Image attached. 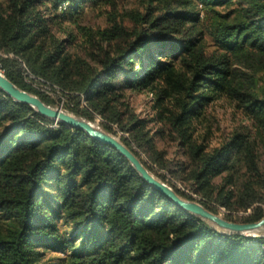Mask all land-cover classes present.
I'll return each instance as SVG.
<instances>
[{
    "label": "trees",
    "instance_id": "obj_1",
    "mask_svg": "<svg viewBox=\"0 0 264 264\" xmlns=\"http://www.w3.org/2000/svg\"><path fill=\"white\" fill-rule=\"evenodd\" d=\"M75 1L60 6L68 2V10ZM172 1L186 7L193 0H150L125 47L86 58L67 53L69 41L52 34L50 20L38 10L43 0L0 1V50L17 58L1 57L0 70L48 106L50 101L25 83L24 71L60 87L71 94L66 110L89 121L100 116L107 122L104 130L112 132L109 123L117 125L139 147L145 122L130 114L124 124L126 113L116 105L127 89L160 85V100L170 98L172 104L159 118L177 134L190 159L174 175H184L210 212L220 214L213 203L228 212L252 209L246 218H223L258 222L264 218L263 132L253 139L236 133L211 152L192 141L191 122L219 93L231 90L233 78L224 53L208 56L193 37L197 29L185 26L193 21L190 15L147 17L170 9ZM195 1L210 14L217 47L241 66L235 96L264 126V0ZM221 8L231 9L224 14ZM99 34L109 43L124 38L107 30ZM153 154L154 162L164 156ZM235 160L244 168L239 183ZM158 165L167 169L163 162ZM223 173H228L224 183H213ZM57 220L72 225L75 233L63 235ZM263 246V238L219 234L153 189L112 147L41 116L0 89V264H40L39 248L65 253L60 264H264Z\"/></svg>",
    "mask_w": 264,
    "mask_h": 264
},
{
    "label": "rangeland",
    "instance_id": "obj_2",
    "mask_svg": "<svg viewBox=\"0 0 264 264\" xmlns=\"http://www.w3.org/2000/svg\"><path fill=\"white\" fill-rule=\"evenodd\" d=\"M62 1L64 0H43L38 10L45 18L50 20L52 34L59 41H69L66 45V52L73 56L85 58L89 55H95L96 57L102 56L118 46L125 47L124 40L131 39L132 34L140 27V16L146 13L147 6L150 2V0H76L71 3L68 10H65L68 2L60 6ZM172 2L173 3H170V9L164 12H154L151 15H147V17L150 19L159 15L170 17V14L173 12H185L187 15H190L193 21L187 23L185 26L188 28L191 27L192 30H195V28L197 29L195 32L193 31V37L200 40L205 53L214 58H220L221 54L224 53L225 60H227L230 70L232 71L233 83L230 88L231 90L229 92L219 93L217 97L204 107L202 116L191 122L192 127L195 129L192 141L198 144H204L206 146V152H211L213 149L221 148L224 144L228 143L236 133L246 134L253 139L260 130V132H263L264 137V126L259 123V118L247 115L244 103L234 94V89L240 78L241 66L236 58L229 52H223L217 47L215 37L208 27L210 14L195 0L186 7L181 6L179 3H174V1ZM230 9L231 8L227 10L223 9V13H228ZM105 30H107L109 34L119 33V35H122L124 38L116 36L110 43L101 41L99 33ZM153 48L155 52H158L160 49L158 46ZM1 57L17 59L14 55H6L0 50V66L2 64ZM0 71L4 74L2 70ZM23 75L27 85L31 86L34 90L36 89L50 101V107L61 109L66 113L74 115L69 110H66L65 107V103L68 101V97H70L71 94L63 93L60 87L51 85V83L42 78H36L27 71H24ZM159 88L160 85L154 89H127L123 92V97H121L119 103L116 105L119 112L126 113L124 115V124L127 122V118L130 114L145 122L143 130H141V133L145 134V136L143 139H140L141 136H138L139 141H142V143H140L142 147H139L136 141H132L128 133L121 132L117 125L109 123L113 131L108 132L104 130L102 124L107 122L98 115H94L92 121L81 116H74L91 122L100 130L118 138L123 144H125L123 139L128 140L131 143V148H128L132 152L135 151L138 153L140 160L149 167V169L147 168L148 171L155 178L172 189L175 187L184 194L192 196L194 199L192 201L202 205L204 202L203 199L190 190V182L183 178L184 175H174L178 168L189 164L190 159L187 155L186 148L180 144L177 134L171 131L170 126L164 120H160L159 118V112L161 110H169L172 104L170 98L160 100ZM81 104L82 107H85L83 101ZM162 116L165 118L164 115ZM259 142L261 156L264 158V146L260 140ZM154 152H163L164 156L162 160L154 162L152 159L154 157ZM161 162L167 166V169H162L158 165V163ZM234 163L236 166L234 180L236 183H239L242 179L244 168L242 162L235 160ZM227 175L228 173H223L221 176L214 178L213 183H224V178H226ZM209 205L218 209L220 213L218 215L221 217L226 214H231L237 219L246 218L252 214V209H249L247 212H228L214 203ZM262 210L264 212V206H262ZM56 222L59 231L66 237L72 236L75 233V229L72 225L65 224L63 220H57ZM205 223L219 234L230 236L219 232L209 223ZM245 237L264 239V236L261 235ZM37 251L40 253V264H60L61 261H64L66 258L65 253L53 252L42 248L37 249Z\"/></svg>",
    "mask_w": 264,
    "mask_h": 264
},
{
    "label": "water",
    "instance_id": "obj_3",
    "mask_svg": "<svg viewBox=\"0 0 264 264\" xmlns=\"http://www.w3.org/2000/svg\"><path fill=\"white\" fill-rule=\"evenodd\" d=\"M0 89L16 102L29 105L41 116L53 120L56 123H64L67 126L81 130L92 139L112 147L131 164L139 176L153 189L165 196L171 201L172 204L181 210L209 223L219 232L228 235L264 236V218L254 223L230 222L223 217L210 212L201 204L180 197L171 187L155 178L142 164L141 160L118 138L103 130H100L87 120L77 118L61 109L46 105L37 96L19 89L15 84L8 80L1 71Z\"/></svg>",
    "mask_w": 264,
    "mask_h": 264
}]
</instances>
